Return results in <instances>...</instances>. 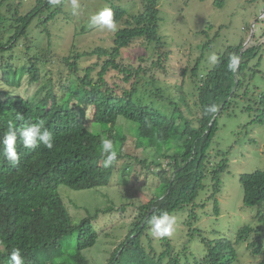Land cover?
<instances>
[{
    "label": "trees",
    "instance_id": "trees-1",
    "mask_svg": "<svg viewBox=\"0 0 264 264\" xmlns=\"http://www.w3.org/2000/svg\"><path fill=\"white\" fill-rule=\"evenodd\" d=\"M36 3L25 16H21L18 9L12 12L13 6L6 13L0 12V26L10 24L4 31L8 32V39L0 30V82L4 85L0 92V141L10 130V124L20 128L42 120L53 133L54 147L49 150L39 145L29 150L18 141L20 159L12 164L4 158L0 144V261L5 257L9 259L11 251L19 248L24 264H90L85 253L95 248L100 239L99 225L95 222L116 210L112 206L97 209L93 214L87 209V217L76 220L59 190L61 187L75 191L98 190L107 174L113 177L114 173L120 174L127 184L130 177L139 179L134 171L140 164L164 187L161 195L152 197L147 203L135 200L130 204L136 215L132 229L107 264H182V259L185 264H240L235 243L226 238L210 240L194 226L200 221L198 210L206 208V205H198L197 200L210 178L215 213H220L216 195L222 191V177L230 160L227 154L218 152L216 158L220 160L210 166L212 147L219 133V117L241 100L247 103L244 111L255 114L251 124L264 126V93L252 88L255 78L262 75L259 69L264 45L244 50L247 42L244 39L223 54L218 53L217 63L204 76L203 83L196 85L198 104L191 106L183 88H177L181 96L174 97L170 89L161 88V79L155 73L164 69L170 57L169 46L160 33L159 0H138L141 10L133 17L126 8L111 4L116 25L120 26L114 33V48H103L105 38L101 37L92 42L101 44L92 51L70 52L60 57L52 44L47 49L40 47L41 41L36 35L42 34L31 29L36 19L54 4L51 0ZM59 12L61 9L49 14L45 23L39 22V29H45L49 39L52 34L46 22L55 21ZM124 20L127 27L121 29ZM104 30L99 32H106ZM205 33L204 30L201 34ZM263 37L264 30L259 38L254 36L252 40L259 42ZM136 42L148 48L151 55L148 59L144 55L138 57L136 64L139 65H132L126 63L122 55L125 49L135 47ZM21 46L26 54L17 58ZM198 48L201 56L193 73L195 78L199 75L201 61L212 49V42ZM52 54L55 56L50 58ZM231 54L240 59L236 73L227 69ZM85 59L90 63L83 68ZM53 64L58 70L56 74L52 71ZM45 68L51 71L44 74ZM115 72L119 83L111 84L110 76ZM25 78L29 85H38L32 98L15 91L23 86ZM211 104H216L218 111L205 114V107ZM91 113L95 118L89 122L88 114ZM17 115L23 120H18ZM120 120L124 122L119 124ZM138 130H142L143 152H154L145 161L124 155L122 144L113 137L114 133L121 137L122 131L137 133ZM104 138L113 141L117 153L110 167L104 166L106 157L101 149ZM126 139L124 135L123 140ZM240 182L245 192L244 206L259 208L257 217L264 222V170L244 174ZM70 203L77 208L75 203ZM121 211L127 212V206ZM161 211L172 215L188 214L185 224L190 229V243L197 240L203 251L197 255L185 247L177 253L168 237L162 241L165 251L159 253L153 240L148 245L149 251L143 243V237L150 234L146 221ZM262 229L264 224L255 230L244 227L237 238L238 244L247 243L252 254L261 258L257 264H264Z\"/></svg>",
    "mask_w": 264,
    "mask_h": 264
},
{
    "label": "rangeland",
    "instance_id": "rangeland-1",
    "mask_svg": "<svg viewBox=\"0 0 264 264\" xmlns=\"http://www.w3.org/2000/svg\"><path fill=\"white\" fill-rule=\"evenodd\" d=\"M37 1L40 0H0V12L6 13L13 6L12 12L15 13L18 9L19 14L25 16L32 9L31 7L37 4ZM1 3L5 4L1 5ZM78 3L80 7L77 10V15H73L71 0H66L65 3L58 1L51 6L50 10H45L43 16L36 19V23L31 29L34 33L42 34L36 35L41 41L40 47L47 49L52 44L53 50L57 51L59 57L62 54L70 55V52L82 54L101 46V44L95 45L92 42L102 37L105 38L103 48L113 49L115 46L114 33L120 29V26L118 25L115 31L102 29L106 32H99L98 27L91 26L90 17L105 8H110L111 4L126 8L131 17L137 16L141 10L138 0H78ZM58 9H61V12H59L56 20L46 22L47 30H50L52 34L51 39H49L45 29H39V22L45 23L48 15ZM159 9L162 19L160 33L164 37L166 45L169 46L167 49L170 51V57L164 69H159L155 73L161 79V88L170 89L174 97L181 96V92L179 89L177 91V88H183V93L191 106H195L199 102L196 85H201L205 79L204 76L213 68L214 64H211L208 59L210 55L215 53L219 57L218 53L223 54L227 48L239 45L244 39H247L244 50L252 46L264 45V37L259 42L252 40L254 36L259 38L260 33L263 34L264 0H205L204 2L199 0H159ZM1 18L3 17L1 16ZM125 27L127 24L124 20L121 29ZM5 28H10V24L4 27L0 26L2 34L8 39L9 34L8 32L4 33ZM250 29L251 31L248 32ZM204 30L206 33L203 35L201 33ZM210 42H212V49L207 52L206 59L201 61L202 64L198 70L199 75L195 78L193 73L197 67V60L201 56V50L198 46ZM137 44L138 42L133 45H136L135 47H129L123 51L122 58L127 61L126 63L139 65L136 64L139 62L138 57L144 55L148 59L151 55L148 48L144 49L140 44ZM20 48L22 49L16 53L17 58L26 54L24 48L22 46ZM262 52L260 57L263 56V61L259 69L262 75L255 78L252 88H258L264 93V48ZM54 56L55 54H52L50 58ZM0 61L2 62L1 56ZM150 61L151 58L148 65H150ZM89 63L90 60H83L82 67H87ZM49 68H45L44 74L51 71ZM52 71L56 74L58 70L54 66ZM116 73L110 76L111 84L118 82L115 77ZM3 89L4 85L0 82V92ZM37 90L38 85H29L28 79L25 78L23 86L15 91L32 98ZM246 106L245 101L238 100L229 112L219 117V133L212 147L211 159L213 163L210 166L213 167L214 162L220 160L216 158L218 152L227 154L230 160L228 170L222 177V191L216 195L220 213L219 215L215 213V203L212 198L214 193L213 180L210 178L206 182V189L201 192L197 200L198 205H206V208L203 207L198 210L200 221L195 224L194 228L199 227L204 232L205 237L210 240L226 238L235 243L240 264H257L261 258L252 254L251 250L248 249V244L237 243L238 234L242 228L250 227L255 230L264 224L257 217L260 212L259 208H246L244 206L245 192L240 182L242 175L264 170V126L251 124L255 114L245 112ZM94 118L93 113L90 116L88 114L89 122L94 121ZM123 122L120 120L119 124ZM121 134L122 136L119 137L117 133H114L113 137L122 144L124 155L138 157L141 161H145L153 155V150L143 152L142 130H138L137 133L122 131ZM104 135L108 136L107 133ZM124 135L127 137L125 141L123 140ZM232 148L233 150L230 152ZM122 163L120 162V164ZM134 172L138 173L139 179L136 178L135 180V176L130 177L131 181L127 184L121 180L120 174L114 173L113 177L107 174L98 190L75 191L66 187H61L59 190L76 220L85 219L87 209L93 214L97 209L104 210L112 208V206L116 210L95 222L99 225L100 239L95 248L85 253L90 264H107L118 246L125 242L136 216L133 214L130 204L134 203L135 200L147 203L152 197L161 195L164 185L153 174H150L140 164L136 165ZM70 202L75 203L77 208H74ZM124 206H127V212L121 211ZM174 216L177 219L176 228L167 239L172 241L173 248L177 253L188 247L189 252L198 255L199 252L203 251V247L197 240L190 243V229L185 224L188 214L182 213ZM262 231L264 230L262 229ZM251 237L254 238L255 233ZM163 239L155 238L150 233L143 237V243L150 251L148 245L153 240L154 247L160 253L166 250L165 244L162 245ZM202 245L205 247L204 244ZM8 260L5 257L0 261V264H9ZM190 261H193V257L190 258ZM182 264H185L184 259H182Z\"/></svg>",
    "mask_w": 264,
    "mask_h": 264
},
{
    "label": "clouds",
    "instance_id": "clouds-1",
    "mask_svg": "<svg viewBox=\"0 0 264 264\" xmlns=\"http://www.w3.org/2000/svg\"><path fill=\"white\" fill-rule=\"evenodd\" d=\"M53 4L58 0H51ZM73 9V15H77V10L80 5L78 0H71ZM90 24L93 27L100 29H108L111 31L116 30V21L114 20L113 11L110 8H105L100 12L90 17ZM209 62L216 64L218 56L213 53L209 56ZM240 64V59L237 55L231 54L227 63V69L229 72L236 73ZM218 111L216 104L206 106L204 109L205 114H215ZM18 120H23L22 116L17 115ZM9 131L4 135L0 144L3 145V156L12 164L19 162L20 156L17 152L18 141L22 142V145L26 149H34L39 145H43L45 148L51 150L54 147V136L51 131L45 126L44 121H37L35 123L26 124L23 127L17 128L15 125H9ZM102 155L106 158L104 160V166L110 167L113 161L117 158V153L114 149V143L111 139L104 138L101 141ZM150 233L158 239L170 237L176 228L177 219L174 215L167 211H161L159 214L150 216L147 221ZM9 264H24V260L19 248L13 249L9 256Z\"/></svg>",
    "mask_w": 264,
    "mask_h": 264
},
{
    "label": "bare ground",
    "instance_id": "bare-ground-1",
    "mask_svg": "<svg viewBox=\"0 0 264 264\" xmlns=\"http://www.w3.org/2000/svg\"><path fill=\"white\" fill-rule=\"evenodd\" d=\"M220 113V112H219ZM219 113H217L216 117L219 116Z\"/></svg>",
    "mask_w": 264,
    "mask_h": 264
}]
</instances>
